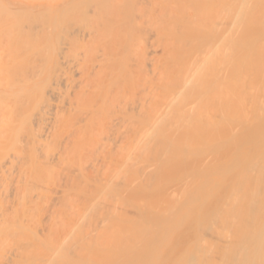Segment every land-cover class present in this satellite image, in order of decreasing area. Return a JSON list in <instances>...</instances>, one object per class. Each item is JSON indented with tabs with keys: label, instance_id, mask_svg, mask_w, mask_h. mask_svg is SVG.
<instances>
[{
	"label": "bare ground",
	"instance_id": "1",
	"mask_svg": "<svg viewBox=\"0 0 264 264\" xmlns=\"http://www.w3.org/2000/svg\"><path fill=\"white\" fill-rule=\"evenodd\" d=\"M0 264H264V0H0Z\"/></svg>",
	"mask_w": 264,
	"mask_h": 264
},
{
	"label": "rangeland",
	"instance_id": "2",
	"mask_svg": "<svg viewBox=\"0 0 264 264\" xmlns=\"http://www.w3.org/2000/svg\"><path fill=\"white\" fill-rule=\"evenodd\" d=\"M35 24H36V23H35ZM33 25H34V24H33ZM33 25H32V26H33ZM33 29L35 30V26L33 27Z\"/></svg>",
	"mask_w": 264,
	"mask_h": 264
}]
</instances>
